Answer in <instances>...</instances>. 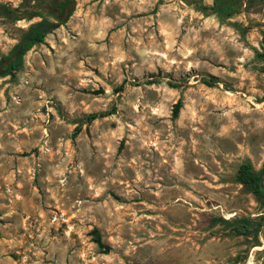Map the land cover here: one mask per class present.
I'll use <instances>...</instances> for the list:
<instances>
[{"label": "rangeland", "instance_id": "1", "mask_svg": "<svg viewBox=\"0 0 264 264\" xmlns=\"http://www.w3.org/2000/svg\"><path fill=\"white\" fill-rule=\"evenodd\" d=\"M0 1L20 11L25 7L21 9L22 0ZM134 2L139 3L140 0ZM39 19L14 20L0 14V35L17 33L22 37L30 24ZM153 29L156 35L150 37ZM79 34H86L89 38L95 36L93 42L103 47L99 53L87 47L73 49L81 68L90 74L86 78L95 77L99 85L80 89L81 99L78 102L87 109L91 103L88 98H95L97 109L93 112L106 114L88 122L85 117L90 113L84 111L70 119L67 122L68 149L76 150L77 139L84 132L87 139H92L90 126L94 121L99 124L100 120H106L117 112L121 114V122L131 125L134 130L136 122L128 119L124 109L117 105L138 90L150 105V114L144 117V139L139 148L135 145L129 148L131 133L126 128L115 153L119 157L127 152V159L135 166L129 168L127 174L132 177L143 175L151 181V191L131 200L113 194L118 210L123 211L125 205H136V208H130L136 216L143 214L151 223H156L159 218L169 226L170 240L176 243L183 235L182 229L191 226L192 232L202 237L199 240L193 237L196 246L203 247L212 241L214 254L226 257L224 264H264V222H261L264 204L236 178L239 165L248 161L255 172L261 173L264 188V57L261 55L264 0H144V6L139 9H134L130 0H107V4L105 0H77L69 19L55 26L44 42L33 47L45 66L50 57L63 62L67 57H58L57 49L61 46L67 48ZM138 37L140 43L129 54V38L134 43ZM152 40H155V45ZM160 44L164 45L161 59L167 57L170 48L177 50L178 54L174 53L169 58L171 68L165 71L155 66L154 71H148L151 66L144 65L143 76H137L133 66H139L145 59L158 54L160 48L157 45ZM107 54H110L111 63L104 60ZM92 62H95V67ZM100 62L109 71L108 76L100 70ZM116 72L120 73L121 79L116 87L110 89L116 100L107 105L99 103L107 95L104 85L116 82ZM79 75L85 78V72ZM204 78L214 79L213 84H206ZM13 79L19 83L16 77ZM142 83L149 87H142ZM176 95L179 99L169 109L163 97ZM3 96L11 103L7 90ZM179 100H182L183 106L175 117L173 109ZM54 103L40 108L41 115H47L50 122L64 119L63 109L59 105L54 106ZM22 119L31 120V117ZM21 127L25 130L19 135L28 136L26 127ZM110 128L115 133L117 124L113 122ZM8 131L15 132L16 129L9 125ZM45 132L51 135L49 129L46 128ZM55 152V148H50V154ZM186 156L189 159H185ZM33 160L36 161L35 171ZM55 166V156L44 160L40 147L29 146L19 151L9 149L6 155H0V228L19 221L20 201L28 196L27 185L22 180L23 170L26 169L27 174L33 176L30 181L32 191L39 196L27 201L31 211L24 219L26 227L20 229L21 237L29 228L35 232L42 221L63 217V223L48 229L49 238L59 239L57 233L66 231L73 240L77 239L73 232V225L79 223L77 209L70 214L66 206L61 207L52 189L46 187L51 181L43 180L48 175V169ZM174 169L191 176L194 182L202 180L207 193L203 198L197 196L184 208L174 209L165 215L155 202L165 200L167 196L175 199L173 194L183 186L182 183H175ZM123 184L122 178V187ZM179 203L184 202L180 200ZM245 218L255 223L256 228L251 235L234 231L236 221ZM94 229L90 227L87 236L93 237L91 243L98 245L92 234ZM78 238L82 249L88 245L83 231ZM18 255L10 253L8 259L15 261ZM81 255L87 256L88 253L82 251ZM91 262L115 264L112 247L106 251L99 246L97 254L91 256ZM120 264H137V261L121 256Z\"/></svg>", "mask_w": 264, "mask_h": 264}, {"label": "clouds", "instance_id": "2", "mask_svg": "<svg viewBox=\"0 0 264 264\" xmlns=\"http://www.w3.org/2000/svg\"><path fill=\"white\" fill-rule=\"evenodd\" d=\"M130 2L134 9L144 6V0H140L139 3H135L134 0ZM68 27L70 28L71 25ZM155 35L156 30L153 29L150 37ZM94 40L95 36L89 38L86 34H79L78 38H73L69 42L67 48L61 46L57 49V56L67 57V59L61 62L50 57L47 66L39 59V53L33 47L25 54L21 65L18 64V52L9 56L18 42L21 44V50L23 49L24 42L21 35L17 33L0 35V155H6L9 149L19 151L29 146L40 147L44 160L54 155L56 166L54 169H48V175L43 180L51 181L46 184V187L52 189L61 207L66 206L70 214L73 209H77L76 218L79 221L73 225L76 240H73L66 231L63 234L57 233L59 239L49 238L48 229L63 223V217L40 222L35 232L30 228L27 229L24 237H31V239L21 237L20 229L26 227L24 219L31 211L27 201L39 196V193L32 191L30 181L33 176L28 175L24 169L22 180L27 185L28 196L26 200L20 201V211L17 212L19 221L0 228V264H92L91 256L97 254L99 246L91 243L93 237L87 236L90 227L100 230L101 242L104 245H111L115 264H120L121 256L135 258L137 264H224L226 257L214 254L212 241L204 244L203 247L196 246L193 237L195 236L197 240L202 237L192 232L191 226L182 229L183 235L179 243H176L170 240L169 226L164 225L159 218L156 223H151L143 214L136 216L135 212L130 210V208H136V205H125L123 211H119V205H116L112 199L115 194L131 200L132 197L151 191L149 187L151 181L146 180L143 175L132 177L127 174L129 168H135L127 159V152L119 157L115 153L121 136L126 134L123 131L126 128L131 133L128 141L129 148L133 145L139 148L144 139V117L150 114V105L144 101L138 90H134L135 95L130 93L128 97H124V102L117 105L118 108L124 109L128 119L136 122L137 127L134 130L131 125L121 122V114L117 112L106 120H100L99 124L94 121L90 126L92 139H87V133L84 132L77 139L76 150L73 152L68 149L67 122L81 112L91 113L97 109L95 98H88L91 103L87 109L78 102L81 99L80 89L87 88L89 85L95 88L99 85L95 77L86 78L90 74L81 68L79 58L73 52V49L87 47L99 53L103 46L98 47ZM139 43V37L134 43L129 38V54ZM151 43L156 44L155 40ZM157 46L160 48L158 54L145 59L139 66H133L137 76H143L144 65L151 66L147 69L148 71H154L155 66L165 71L171 68L169 58L174 53L178 54L177 50L170 48L167 57L161 59L164 56V45ZM109 55H105L104 60L111 63ZM85 62L90 61L85 60ZM11 65L17 66L10 67ZM92 66H96L95 62H92ZM99 66L105 76H108L109 71L105 69L104 63L100 62ZM6 69L7 72H5ZM80 72H85V78H81ZM114 75L116 82L104 85L107 95L99 101L101 104L107 105L116 100V96L110 89L117 86L121 76L118 72ZM13 77H16L19 83ZM142 87L147 89L149 86L142 83ZM5 90L9 92L11 103H8L3 96ZM162 90L163 85H161ZM177 99L179 95L165 96L163 102L167 103V107L171 109ZM53 101H55L54 106L59 105L63 109L64 119L57 118L50 122L47 115H41L40 108L47 107ZM137 108L139 111H136ZM52 115L55 116V112ZM24 117H31V120L22 119ZM113 122L117 124L115 133L110 128ZM9 125L16 131L9 132ZM21 125L26 127L28 136L19 135L25 130ZM101 125L103 127H100ZM46 128L50 130L51 135L45 132ZM50 148H55L56 152L50 154ZM185 159L189 157L186 156ZM32 163L35 171L36 161L33 160ZM64 173L68 175L63 176ZM173 174L175 183L183 184L173 194L175 199L167 196L165 200L158 199L155 202L156 207L165 215L170 214L174 209L184 208L197 196L203 198V195L207 193V187L202 180L194 182L191 176L184 175L175 169ZM122 178L123 187L121 186ZM180 200L184 203H179ZM85 222L90 227L86 226ZM146 224L148 227H145ZM81 231L85 233V239L88 241V245L83 249L80 247L78 238ZM22 239L23 244H21ZM82 251L88 255L82 256ZM10 253H18L17 260L10 261L8 259Z\"/></svg>", "mask_w": 264, "mask_h": 264}, {"label": "trees", "instance_id": "3", "mask_svg": "<svg viewBox=\"0 0 264 264\" xmlns=\"http://www.w3.org/2000/svg\"><path fill=\"white\" fill-rule=\"evenodd\" d=\"M34 1V2H33ZM77 0H22V6H25L21 11L19 8L13 7L5 2L0 1V14L10 16L14 20L27 19L32 20L35 17L40 19L32 22L27 30L22 35V41L24 47L21 50V44L18 42L16 46L9 53L11 56L13 53L19 54L18 64H23L25 54L38 43L44 42L47 34L58 26L66 22L75 10ZM261 55L264 57V36H263V51ZM8 59V57H5ZM17 65H11L10 67H16ZM7 72V69L5 70ZM204 82L208 85H212L214 79L204 78ZM183 106L182 100H179L173 109V114L177 117ZM105 112H93L88 114L85 119L91 122L101 116H104ZM236 178L239 182L249 187L252 192L257 195L259 200L264 204V188L261 183V173L255 172L252 163L246 161L239 165ZM261 222H264V214L261 217ZM261 223V224H262ZM256 228L252 219H243L236 221L234 224V231L237 234L251 235ZM94 240L97 244L104 248L106 251L111 250L109 245H104L101 242L100 231L96 228L92 231Z\"/></svg>", "mask_w": 264, "mask_h": 264}]
</instances>
